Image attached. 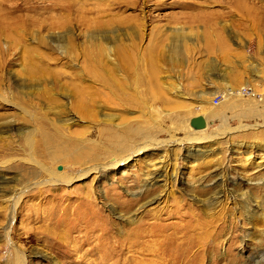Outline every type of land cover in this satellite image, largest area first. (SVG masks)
<instances>
[{
    "label": "rangeland",
    "instance_id": "obj_1",
    "mask_svg": "<svg viewBox=\"0 0 264 264\" xmlns=\"http://www.w3.org/2000/svg\"><path fill=\"white\" fill-rule=\"evenodd\" d=\"M220 39L224 64L205 49ZM244 75L259 92L264 0H0V264H264V96L235 92ZM88 91L93 116L73 107ZM44 120L109 152L85 165L38 153L37 168L76 176L133 160L40 184L20 133L39 140Z\"/></svg>",
    "mask_w": 264,
    "mask_h": 264
},
{
    "label": "bare ground",
    "instance_id": "obj_2",
    "mask_svg": "<svg viewBox=\"0 0 264 264\" xmlns=\"http://www.w3.org/2000/svg\"><path fill=\"white\" fill-rule=\"evenodd\" d=\"M106 59H107V57H106ZM90 61L92 62V66L90 67L91 68L90 70H91V73L93 75V78H94L95 82H96V79H98V78H99V80L104 81V82H108V79H110L109 86L107 87L108 88L107 94L108 93L110 94L109 95L110 99L111 98L115 99L118 95H117V92H116V90L114 88V85H113V82H112V77H113L112 72L110 70H107V69L103 71L104 73L102 71H100V68H98V66H96V63L98 61V57L95 54H91L90 55ZM81 74H83V73H81ZM75 76L80 77L79 75H76V74H75ZM88 93H89L88 97L84 96V97H80V98L78 97L79 99L76 98L73 107H74V109L78 110L79 112H81L85 116H93V115H95V113H94L95 112V108L97 107V105L99 103V100L97 99V96L95 94L96 91H88ZM112 102H113V100H112ZM97 109H98V107H97ZM108 118H110V117H108ZM52 125H54L53 122H51L49 120L47 122L46 121L45 122L42 121V123L40 125L42 127L39 129L40 131H38V133H40L39 136H41L40 139L37 138L39 140H36L37 130H32V131L31 130H28V131L25 130V131H23L24 135H22L23 133H20V136L21 137L23 136L22 138L24 139L25 144L28 145L26 147V151L29 150V154L30 155H34V157L31 159V161L33 163H36L35 166L32 164V166L29 167L30 170L25 171L26 172L25 175L29 176V177L30 176H32V177L44 176L46 181H43L40 184H48V183L53 184V183H57L58 181L59 182H63V183H68V182L74 180L75 178L81 179L82 177L88 175L92 171L93 172H98V173H100V175H102L103 173H105V170L107 169V167H111L113 169L116 166H118L119 164H122L121 163L122 161L125 162L128 159L133 160L132 155L129 154L127 157H125V158H123L121 160L119 159L120 160L119 162L114 161L110 165L102 166L100 164L101 166L96 165L93 168H90L89 165H88V167H85L76 176L64 175L63 171L60 172V173L56 172V175L54 174L55 175L54 176L50 171H48L49 169H47V167L44 166L43 164H41L40 162H38V163H39V167H41V168H37L38 165H37V162L35 161V158H36V156L37 157L40 156V155H38V153H40L43 156V158L46 157V159L57 161V160H59L58 157L55 156L56 151H57L58 153H61L65 157L70 159V161H72L73 163H79L81 165H85L86 163H92V162L96 163V162H98L101 158L104 157V156L102 157L103 151H105V153L107 154L109 152V150L108 149L107 150L103 149V147L101 145H97V146L91 147L92 145L90 146L87 143V140L86 141H82L81 139L77 138V136L76 137L72 136L73 141H76L77 143H71V142L68 143L65 140H63L60 136H58V126L57 125L52 126ZM50 126H51V128H49ZM7 129H9V126H8ZM51 130H54V136L57 135L58 137H54L52 135V131ZM109 136H110V139L106 137L102 141L111 145V147H109V148H112V149H110V150H115L116 146H115V149H114V145H113L114 141H113V139L115 140L117 138V136L114 135V133H111ZM111 137H113V139H111ZM55 142H58V144H54ZM94 143L95 142H93V144ZM50 145H52V146L56 145V148H54L55 146L52 147ZM8 146L11 147V143L10 142H9ZM1 147H3V146H1ZM51 149H53V150H51ZM48 150H50V151H48ZM137 150H141V148L139 147ZM198 150L199 151L203 150V147H197V149L195 151H192V150L189 149L188 153L192 154L195 157H200L203 154H202V152H199ZM128 162H130V161H128ZM217 174H219V173L217 172ZM146 177H147L146 180H148L149 183H153V184H154L155 181L164 180L162 173H154V174H148L147 173ZM49 178L51 180H49ZM7 180H8V178H2L0 180V192H2L4 190L5 182ZM12 181H10V182H12ZM217 181H219V180H217ZM217 181H215V182L218 183ZM218 184H216V186ZM46 190H49L48 189V185H44V186H39L38 187V192L40 194H42ZM31 195H33V194H31ZM15 199H16L15 203H17V201H18L17 197ZM107 232L109 233L108 230H107ZM107 232H106V234H107ZM128 236L126 238H124L123 240H121V241L124 242V241H126L125 239L128 240Z\"/></svg>",
    "mask_w": 264,
    "mask_h": 264
},
{
    "label": "crops",
    "instance_id": "obj_3",
    "mask_svg": "<svg viewBox=\"0 0 264 264\" xmlns=\"http://www.w3.org/2000/svg\"><path fill=\"white\" fill-rule=\"evenodd\" d=\"M206 50H209V49H215V50H219V54L215 53L216 55H214L213 57H219L220 58V62L224 64V40L223 39H220V40H215V42H208L206 44ZM243 79L244 81V84L245 85H250L249 83L247 84V78H246V75L243 76ZM220 80L224 83V81H228V77H224V74L221 75L220 77ZM204 116V115H203ZM205 117V116H204ZM206 120H208L206 117H205Z\"/></svg>",
    "mask_w": 264,
    "mask_h": 264
},
{
    "label": "built area",
    "instance_id": "obj_4",
    "mask_svg": "<svg viewBox=\"0 0 264 264\" xmlns=\"http://www.w3.org/2000/svg\"><path fill=\"white\" fill-rule=\"evenodd\" d=\"M236 93H239L242 96H249L261 100L264 96V82L261 86V90L258 92L254 89V87L250 85H242L239 89L235 90ZM214 101L217 102L216 98L214 97Z\"/></svg>",
    "mask_w": 264,
    "mask_h": 264
},
{
    "label": "water",
    "instance_id": "obj_5",
    "mask_svg": "<svg viewBox=\"0 0 264 264\" xmlns=\"http://www.w3.org/2000/svg\"><path fill=\"white\" fill-rule=\"evenodd\" d=\"M189 123L194 129H203L206 127L208 122L206 121L205 117L200 114L192 117Z\"/></svg>",
    "mask_w": 264,
    "mask_h": 264
}]
</instances>
